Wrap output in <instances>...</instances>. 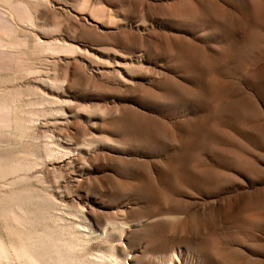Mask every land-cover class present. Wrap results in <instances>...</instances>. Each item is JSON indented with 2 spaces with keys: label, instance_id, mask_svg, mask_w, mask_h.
I'll list each match as a JSON object with an SVG mask.
<instances>
[{
  "label": "rangeland",
  "instance_id": "1",
  "mask_svg": "<svg viewBox=\"0 0 264 264\" xmlns=\"http://www.w3.org/2000/svg\"><path fill=\"white\" fill-rule=\"evenodd\" d=\"M0 23V264H264V0H0Z\"/></svg>",
  "mask_w": 264,
  "mask_h": 264
},
{
  "label": "bare ground",
  "instance_id": "2",
  "mask_svg": "<svg viewBox=\"0 0 264 264\" xmlns=\"http://www.w3.org/2000/svg\"><path fill=\"white\" fill-rule=\"evenodd\" d=\"M18 4V3H17ZM18 7H20V6H18ZM17 7V8H18ZM23 7V6H22ZM21 7V8H22ZM19 9V8H18ZM22 10V9H21ZM27 10V9H26ZM25 10V12L27 13L29 10H27L26 11ZM21 12V11H20ZM24 12V9L22 10V13ZM18 13V12H17ZM29 13V12H28ZM31 14H29L27 17H28V20H31V16H30ZM34 15V14H33ZM30 16V17H29ZM4 20H5V18H4ZM22 21V20H21ZM5 22L7 23L8 22V25H7V29H6V27H3V24H2V26H1V29L2 30H4V29H6L7 30V32L12 36L14 33H15V25L13 24V23H11V21L9 22L7 19L5 20ZM30 22V21H29ZM33 22V19L31 20V22L30 23H32ZM1 24V23H0ZM1 30V31H2ZM38 46H39V44H38ZM2 48V47H1ZM41 48H44L42 45H41ZM44 49H47L48 51H50V52H53V53H58V52H62L63 51V49L61 48V47H59V46H48L47 48H44ZM31 84V83H30ZM6 91V90H5ZM40 92V91H39ZM2 104V103H1ZM6 105V103L3 105V106H0V125L2 126L1 128L2 129H11L12 128V121H11V118H10V110H8L7 109V106H5ZM10 106L8 105V108H9ZM3 126H4V128H3ZM15 127V126H14ZM1 130V129H0ZM2 166V165H1ZM2 169H3V167H1ZM18 170H24V171H26L27 173H28V171H29V167H26V168H20L19 167V169ZM28 170V171H27ZM15 171H16V169H15ZM6 173V171H3V173ZM9 175V174H8ZM28 175V174H27ZM7 176V175H6ZM26 176V175H25ZM5 177V176H4ZM28 177V176H27ZM43 182V181H42ZM45 216V215H44ZM30 221V220H29ZM34 225V224H33ZM34 230V229H33ZM42 234V233H41ZM44 234V233H43ZM50 234V233H49ZM29 236V235H28ZM33 236V235H32ZM30 237V236H29ZM44 238V237H43ZM30 239V238H29ZM28 239V240H29ZM49 239V238H48ZM2 240V239H1ZM31 240V239H30ZM43 241V240H42ZM54 241V240H53ZM57 242V241H56ZM21 243V242H20ZM30 243H31V241L29 242V245H30ZM35 243V242H34ZM2 244V243H1ZM6 244H7V242H6ZM13 243H11L10 245H12ZM4 245H5V242H4ZM27 245V244H26ZM64 245V244H63ZM66 245V244H65ZM81 245V244H80ZM21 246H23V244H21ZM74 246V245H73ZM79 246V245H78ZM5 247H6V245H5ZM9 247V245L7 246V248ZM25 247V246H24ZM35 247H36V245H35ZM34 247V248H35ZM38 247V246H37ZM64 247V246H63ZM62 246H61V248H63ZM66 247V246H65ZM64 247V248H65ZM21 248V247H20ZM23 248V247H22ZM25 248H27V247H25ZM25 248L24 249H22V251L24 250L25 251ZM28 248H29V246H28ZM39 248V247H38ZM72 248V247H71ZM6 249V248H5ZM16 249V248H15ZM30 249H31V245H30ZM33 249V248H32ZM37 249V248H36ZM69 249V248H68ZM73 249H74V247H73ZM19 250V249H18ZM29 250V249H28ZM39 250V249H38ZM57 250V249H56ZM5 251V250H4ZM37 251V250H36ZM67 251H69V250H67ZM21 252V251H20ZM60 252V251H59ZM63 252V251H62ZM61 252V253H62ZM14 253H15V251H14ZM13 253V254H14ZM23 253V254H22ZM21 254L23 255V257H24V255H26V254H24V253H28V252H22ZM34 253V252H33ZM39 253H40V251H39ZM72 253H73V251H72ZM5 254V253H4ZM4 254H3V250H2V246L0 245V257L3 259L5 256H4ZM6 254H8V253H6ZM32 254V253H31ZM69 254L71 255V253H70V251H69ZM15 255H17V254H15ZM21 255V256H22ZM30 255V254H29ZM29 255H27V256H29ZM34 255V254H33ZM36 255V254H35ZM18 256H20V255H18ZM58 256V255H57ZM94 257L96 256V255H93ZM26 257V256H25ZM70 257V256H69ZM68 257V258H69ZM6 258V257H5ZM16 258H20L21 259V257H15V259ZM57 258V257H56ZM66 258V257H65ZM112 258V257H111ZM109 256H107V255H101L100 254V256L98 257V264H112L111 262H112V259H111ZM18 259H17V262H18ZM23 259V258H22ZM29 257H27V259L25 258V261H26V263H28L29 262ZM31 259H32V257H31ZM31 259H30V261H31ZM78 259V258H77ZM76 259V260H77ZM24 260V259H23ZM37 260V259H36ZM43 260V259H42ZM59 260V259H58ZM1 261H3V260H1ZM33 261H34V259H33ZM71 261V260H70ZM7 262V261H6ZM32 262V261H31ZM31 262H29V263H31ZM67 262V261H66ZM66 262H64V263H66ZM69 262V261H68ZM40 263V262H39ZM38 263V264H39ZM43 263V262H42ZM64 263H62L61 261H58L57 262V264H64ZM9 264V263H8ZM13 264H14V262H13ZM16 264V263H15ZM18 264H20V263H18ZM23 264V263H22ZM35 264H36V262H35ZM41 264V263H40ZM73 264V263H72ZM120 264V263H119ZM122 264V263H121Z\"/></svg>",
  "mask_w": 264,
  "mask_h": 264
}]
</instances>
